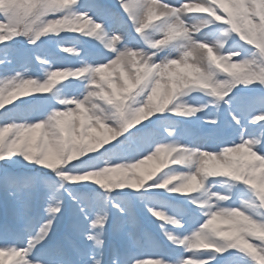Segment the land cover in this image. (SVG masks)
<instances>
[{
  "label": "snow or ice",
  "instance_id": "obj_1",
  "mask_svg": "<svg viewBox=\"0 0 264 264\" xmlns=\"http://www.w3.org/2000/svg\"><path fill=\"white\" fill-rule=\"evenodd\" d=\"M0 264H264V0H0Z\"/></svg>",
  "mask_w": 264,
  "mask_h": 264
},
{
  "label": "rangeland",
  "instance_id": "obj_2",
  "mask_svg": "<svg viewBox=\"0 0 264 264\" xmlns=\"http://www.w3.org/2000/svg\"><path fill=\"white\" fill-rule=\"evenodd\" d=\"M169 2H170V3H175L176 0H169ZM154 166H155V165H154V162H149V164L146 165L145 167H146V169H150V168H152V167H154Z\"/></svg>",
  "mask_w": 264,
  "mask_h": 264
}]
</instances>
